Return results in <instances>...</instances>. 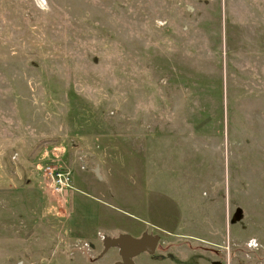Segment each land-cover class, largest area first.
I'll use <instances>...</instances> for the list:
<instances>
[{
  "label": "rangeland",
  "instance_id": "obj_1",
  "mask_svg": "<svg viewBox=\"0 0 264 264\" xmlns=\"http://www.w3.org/2000/svg\"><path fill=\"white\" fill-rule=\"evenodd\" d=\"M144 232L136 264H264V0H0V264Z\"/></svg>",
  "mask_w": 264,
  "mask_h": 264
},
{
  "label": "water",
  "instance_id": "obj_2",
  "mask_svg": "<svg viewBox=\"0 0 264 264\" xmlns=\"http://www.w3.org/2000/svg\"><path fill=\"white\" fill-rule=\"evenodd\" d=\"M160 236L144 232L140 237L133 236L129 233H122L119 236L104 237V250L100 256H104L111 248H118L121 260L114 264H136L135 257L147 252L154 254L157 250Z\"/></svg>",
  "mask_w": 264,
  "mask_h": 264
},
{
  "label": "built area",
  "instance_id": "obj_3",
  "mask_svg": "<svg viewBox=\"0 0 264 264\" xmlns=\"http://www.w3.org/2000/svg\"><path fill=\"white\" fill-rule=\"evenodd\" d=\"M58 163H47L44 167L45 177L52 182L56 191H64L69 185L71 177L69 173Z\"/></svg>",
  "mask_w": 264,
  "mask_h": 264
},
{
  "label": "clouds",
  "instance_id": "obj_4",
  "mask_svg": "<svg viewBox=\"0 0 264 264\" xmlns=\"http://www.w3.org/2000/svg\"><path fill=\"white\" fill-rule=\"evenodd\" d=\"M256 245V240L255 239H253V240H251L250 242H249V246L251 247V246H255Z\"/></svg>",
  "mask_w": 264,
  "mask_h": 264
},
{
  "label": "flooded vegetation",
  "instance_id": "obj_5",
  "mask_svg": "<svg viewBox=\"0 0 264 264\" xmlns=\"http://www.w3.org/2000/svg\"><path fill=\"white\" fill-rule=\"evenodd\" d=\"M159 242H160V241H159ZM158 245H159V243H158ZM157 248H158V246H157ZM156 251H157V250H156ZM151 255H153V254H151ZM160 258H161V257H160ZM120 260H121V256H120V259L117 260V261H120ZM134 260H135V259H134ZM117 261H116V262H117Z\"/></svg>",
  "mask_w": 264,
  "mask_h": 264
}]
</instances>
